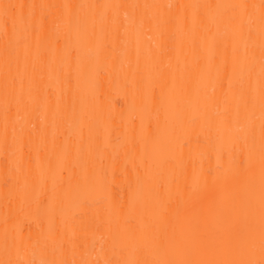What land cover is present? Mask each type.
Returning <instances> with one entry per match:
<instances>
[{"label": "snow or ice", "instance_id": "obj_1", "mask_svg": "<svg viewBox=\"0 0 264 264\" xmlns=\"http://www.w3.org/2000/svg\"><path fill=\"white\" fill-rule=\"evenodd\" d=\"M0 36V264H264V0H7ZM17 203L47 227L14 233Z\"/></svg>", "mask_w": 264, "mask_h": 264}, {"label": "bare ground", "instance_id": "obj_2", "mask_svg": "<svg viewBox=\"0 0 264 264\" xmlns=\"http://www.w3.org/2000/svg\"><path fill=\"white\" fill-rule=\"evenodd\" d=\"M0 2H7V0H0ZM12 2H20V3H31V2H47V3H58L62 2V0H12ZM72 3H81V2H93V3H159V4H169V3H177V2H189V0H70ZM200 2H228V0H200ZM249 2H253V0H249ZM254 2H258V0H254ZM123 16V14H121ZM3 38L0 36V46H2ZM2 68V65H0ZM108 77H105V88L103 90V95L99 99V103L103 106L105 111L111 110L116 114L120 112H127L130 104L132 103L133 96L131 88L124 89L119 87L113 82V84L109 87L107 84ZM0 113H2V96H0ZM201 143L204 141V137H200ZM196 137L193 136V144L195 146ZM243 159V153L238 149L234 152H230L227 148H225L222 158L220 160V164L223 169H227L230 166H234V164H238V162ZM204 169L211 168L213 170L217 167V153L213 149L208 150V154L201 158L197 157L195 162L193 163L191 160L187 161V168L189 174V182H192L195 177L193 175V169L199 170L200 167ZM111 175V173H110ZM120 176L119 170H117V177ZM3 181V165H2V156H0V184ZM126 185L123 184L119 179L117 182L112 185V196L115 200H123L126 198ZM15 213L13 216L12 226L14 233H19L25 238L28 236H35L42 227L46 228V221L41 224L37 221L35 212H27L21 211L20 205L17 203L14 205ZM95 206L93 205L94 210ZM75 211V209H73ZM4 199L2 195V189H0V244L3 241V231H4ZM81 243L86 245V248L83 250L89 258L93 259H103V255L99 252L101 241L99 235L95 237V248H93V238L89 236L87 239L81 238ZM39 259V255L36 257Z\"/></svg>", "mask_w": 264, "mask_h": 264}]
</instances>
